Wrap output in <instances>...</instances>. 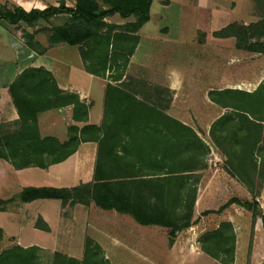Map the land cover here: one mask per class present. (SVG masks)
<instances>
[{
	"label": "trees",
	"instance_id": "16d2710c",
	"mask_svg": "<svg viewBox=\"0 0 264 264\" xmlns=\"http://www.w3.org/2000/svg\"><path fill=\"white\" fill-rule=\"evenodd\" d=\"M73 1V6L60 0L58 5L26 11L7 0L0 4V20L37 53H44L52 45H75L88 72L101 77L110 72L107 76L116 84L107 82L105 86L103 118L98 125L87 123L89 104L81 101L77 93L59 88L49 70L28 67L8 87L18 119L0 124V159L14 169H45L75 153L81 142L94 141L97 151L92 180L70 187L24 186L10 198H0V209L14 200L22 204L57 199L62 208L93 203L101 209L128 214L141 225L166 227L172 241L177 231L193 223L198 171L207 166L210 146L192 127L166 113L168 90L157 87L149 94L144 80L122 79L138 41L134 33L148 21L152 0ZM253 8L256 21H234L214 35L234 37L236 47L264 54V0H253ZM115 14L122 19H134L123 24L106 21ZM59 15L66 18L48 28L47 47L35 38V31L24 26L34 27L39 21L51 23ZM209 98L226 109L210 126V144L225 157V170L251 196L232 197L215 212L238 204L251 211L254 218H260L264 230V209L255 200L264 185V79L253 91L211 90ZM68 105L72 107V119L83 125H69L65 140L41 135L39 114ZM4 125L14 127L4 129ZM35 227L49 230L40 217ZM3 238L0 227V244ZM198 241L205 253L223 264H232L235 231L230 221H221ZM40 250L37 245L15 243L0 250V264H43ZM44 264L109 261L102 247L87 236L81 259L54 251Z\"/></svg>",
	"mask_w": 264,
	"mask_h": 264
},
{
	"label": "crops",
	"instance_id": "0c3cea01",
	"mask_svg": "<svg viewBox=\"0 0 264 264\" xmlns=\"http://www.w3.org/2000/svg\"><path fill=\"white\" fill-rule=\"evenodd\" d=\"M6 1L0 0V3L3 4ZM9 1L29 11L33 8L44 9L49 5H58L60 0ZM64 1L67 6H73L74 4L73 0ZM235 4L236 0H168L167 3H163L162 0H152L148 21L134 33L138 36V41L134 51L129 56V62L122 77V79L134 78L138 80L143 78L149 85L154 82V85L158 88L168 90L170 101L166 113L192 127L199 137L210 146V153L215 154L218 157L217 159L223 161L222 166L219 165V167L214 168L206 166L204 169L198 171L201 179H199L197 184L195 211L198 203L203 204L210 200L207 188L209 186L213 187L216 173L220 175L221 181L224 180L228 184L237 182L224 168L225 157L219 151L216 152L214 147L207 141L212 122L226 110L209 98V91L226 88L253 91L264 79V71L260 62H256L250 66L251 69L249 73L246 72L245 76L233 78L230 70L231 63H229L232 56H235L237 59H245L247 54H251V57L264 56V54L236 47L234 37L214 35L215 31L220 30L231 22L236 21L248 24L257 20V17L246 13V10L249 8V0H240V10H245L246 14L244 18H236L230 14L227 17L228 13L224 12L232 10ZM213 9L215 10L214 15L211 13ZM112 17H117L118 21H112L110 19ZM112 17L107 18L106 21L114 24H123L126 21L134 19L133 16L122 19L117 14ZM211 19L219 21V24H211ZM7 26L6 22L0 20V69L4 71V79L0 78V122H13L18 119L17 110L9 93V85L24 69L42 66L52 73L59 88L77 93L81 101L89 104L87 123L100 124L104 112L105 86L107 82L116 84L107 76L110 72H107L105 77L88 72L85 69L80 53V67L74 69L71 66H67L69 67L67 72L61 70L59 69L61 64L54 62L51 52L59 49L64 50L67 45H52L47 47V38L46 42L44 41V46L47 49L44 53L39 54L13 36L7 29ZM241 67V64H239L238 70ZM244 68L247 69V66L244 65ZM95 79L97 81L95 87L96 96L94 95L95 91L92 89V83ZM167 98L168 96L165 95L164 101ZM71 114V105L65 106L62 109H48L41 112L38 116V126L41 135H53L59 140H65L69 125H83V122L74 121ZM96 151V142H81L77 151L65 160L52 164L45 169L35 168L42 170L44 176L57 182L62 180L65 175L69 177V184H59L56 187L74 186L92 180ZM87 156L90 157L91 162L86 166L85 160ZM28 168L30 169V167H27L15 170L19 171ZM218 170L221 172H218ZM208 172H210L209 176ZM53 182L49 181L47 184L26 186H54L52 185L54 184ZM36 200L22 203L19 209L22 210L23 204H30ZM59 205L60 208H58L56 214L57 226L62 223L65 230H67V227H70L72 223H70V226L69 224L67 226V215L65 214L66 219L62 216L61 211L63 210L61 204ZM77 207L85 208V211L89 208H95L100 214L104 213L102 211H105L131 217L128 214L119 213L115 210L98 208L93 203L88 206L76 204L72 208L75 210ZM32 216L28 224L34 229H36L35 221L40 217L49 227V230L46 232L55 233L47 215L36 210ZM139 225L143 226V228L162 227L159 225ZM1 228L4 235H6L7 233L4 228ZM23 228L24 223H21V229ZM138 229H140L139 226ZM178 233L179 231L175 233L172 241H170L169 234L167 233L169 246L166 249L168 253L166 257H162L161 253L160 255L154 253V250L160 251L161 248L149 247L148 242H150V239L145 240V243H141L137 241L138 239H135L133 241L135 246H128V248H122L121 246L114 247L113 249L115 251L118 250V252L110 260L108 254L106 255L105 252L107 247L101 243V240H96V242L102 247L109 264H177L183 260V251L186 250V247L176 239ZM65 234L67 235V232ZM3 241L1 243H4ZM118 242L121 243L120 241ZM16 243L22 246L37 245L21 243L18 237ZM37 246L42 249L46 248L41 245ZM125 249L127 250V254H125ZM82 255L83 251L81 254L69 256L81 259ZM116 256L117 258H121V261L117 260L116 262Z\"/></svg>",
	"mask_w": 264,
	"mask_h": 264
},
{
	"label": "rangeland",
	"instance_id": "374dc122",
	"mask_svg": "<svg viewBox=\"0 0 264 264\" xmlns=\"http://www.w3.org/2000/svg\"><path fill=\"white\" fill-rule=\"evenodd\" d=\"M221 10H223V8H221ZM244 11L240 10V0H236L233 9L226 10L224 13H228L227 17L230 14L236 18H244L246 16ZM211 13L214 15L215 10L213 9ZM246 13L256 17L254 14L253 0H249V8L246 10ZM65 18V15H59L52 19L51 23L40 21L34 27L24 26L30 31H35V38L44 46V41L46 42L48 38V28L52 25L62 23ZM110 19L112 21H118L117 17H112ZM211 24L218 25L219 21L211 19ZM8 30L15 36L11 29ZM59 50H53L51 52L54 62L61 64L59 69L67 72L69 68L67 66H71L74 69L81 66L78 46H67L64 50ZM246 56L245 59H237L235 56L230 58V70L233 78L245 76L246 72L249 73L251 69L250 66L254 65L256 62L262 64L264 71V56L251 57V54H247ZM239 64L242 66L240 70H238ZM244 65L247 66V69L244 68ZM0 78L4 79V71L1 69ZM140 80L147 82L143 78ZM96 82L95 79L92 83V89L94 91ZM154 84V82L150 85L148 84L145 86L147 90H144L148 91L149 94L150 91L154 92V89L157 88ZM96 93L95 91V96L97 95ZM154 98L155 95L153 99ZM157 100L159 101V95ZM1 123L3 124L5 122H0V124ZM13 127L14 126L9 125L3 126L4 129ZM207 141L210 143L209 138H207ZM214 149L218 152L216 148ZM217 158L215 154L210 153L207 158V167L214 168L219 167V165L222 166L223 161ZM89 162H91V159L87 156L85 160L86 166ZM8 164L7 161L0 159V198L3 199L15 195L26 185H42L47 184L49 181H54V184H52L54 186L69 184V177L66 175L63 176L62 180L57 182L56 180H50L49 177L44 176L43 171L35 167L17 171ZM218 172L221 171L218 170ZM209 175L210 172H208V176ZM214 178L216 179L213 182V187L209 186L207 188L209 190L208 197L210 196V200L203 204L198 203L196 211L194 205L195 212L193 214V223L191 226L179 231L176 236L180 244L186 247V250L183 251V260L177 264H223L218 259L205 253L201 249L198 240L204 232L214 229L221 221L225 220L232 223L235 231V250L232 264H259L264 260V230L260 218H254L251 211L235 203L230 204L220 212H215V210L232 197L250 199V193L235 177L237 182L229 184L224 180L221 181L218 173H216ZM255 200L259 203L260 208L264 209V185L261 193L255 196ZM59 204L61 203L57 199H38L33 203L23 204L22 210L19 209L21 204L16 200L4 204V208L0 209V226L4 228L7 234L4 235V243L0 244V250L15 244L18 237L21 243H32L46 247L40 250L41 261L44 264L50 260L52 253L56 251L55 249L66 255L81 254L84 248L85 238L89 236L95 241H102L101 243L107 247L105 252L106 255L108 254L109 259H112L116 252H118V250L115 251L113 249L114 247L121 246L122 248H128V246H135L133 243L135 239H138L137 241L141 243H145V240L150 239V242H148L149 247L161 248V252L159 250H154L155 254L160 255L161 253L162 257H166L168 254L166 250L169 246L168 228L166 227L143 228V226L137 224L129 216L117 215L102 210L101 211L104 213L100 214L95 208H89L85 211V208H78L80 207L78 206L75 210L72 207H61L63 210L61 211L62 216L66 219L67 215V226L68 224L70 226V223H72V225L65 230L62 223L57 226L56 214L58 208H60ZM36 210L47 215L53 225V230H55L54 234L39 228L34 229L28 224ZM89 216H91V218H89ZM21 223H24L23 229H21ZM138 226L140 229H138ZM65 232H67V235ZM164 250L166 252H162ZM125 254H127L126 249ZM117 260L121 261V258H117L116 262Z\"/></svg>",
	"mask_w": 264,
	"mask_h": 264
},
{
	"label": "built area",
	"instance_id": "2783aa9c",
	"mask_svg": "<svg viewBox=\"0 0 264 264\" xmlns=\"http://www.w3.org/2000/svg\"><path fill=\"white\" fill-rule=\"evenodd\" d=\"M259 264H264V260L262 262H260Z\"/></svg>",
	"mask_w": 264,
	"mask_h": 264
}]
</instances>
